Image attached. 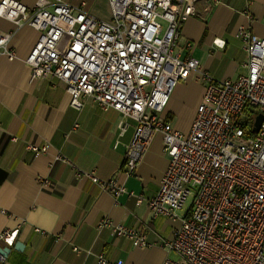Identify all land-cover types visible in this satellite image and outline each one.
I'll list each match as a JSON object with an SVG mask.
<instances>
[{
  "label": "built area",
  "instance_id": "obj_1",
  "mask_svg": "<svg viewBox=\"0 0 264 264\" xmlns=\"http://www.w3.org/2000/svg\"><path fill=\"white\" fill-rule=\"evenodd\" d=\"M106 1L111 7L108 21L88 14L83 3L49 0H38L31 9L16 0H0V18L38 33L24 59L31 80L63 82L75 110L82 108L83 99H90L103 112L115 111L119 136L131 127L129 121L135 123L123 161L126 176L135 173L153 138L161 136L168 165L147 207L153 218L180 223L172 240L162 242L178 260L165 259L162 264H264V40L239 28L245 73L216 81L196 59L182 56L178 39L181 23L197 15L196 4L207 14L220 0ZM250 4L241 13L252 21ZM11 37V32L0 33V55L8 60L16 58L8 48ZM64 38L68 42L62 47ZM213 44L224 46L223 41ZM196 73L204 89L184 134L161 115L177 82ZM258 114L263 121L254 134ZM27 148L36 154L47 151L36 145ZM72 170L77 179H88L114 199L133 196L115 178L100 180L93 172ZM42 184L51 186L48 180ZM189 197L187 211L179 216ZM104 228L135 248L148 247L145 231L102 218L97 229ZM35 232L47 235L40 229ZM14 236L4 230L0 242L9 245ZM4 260L0 253V264ZM96 262L110 264L102 255Z\"/></svg>",
  "mask_w": 264,
  "mask_h": 264
},
{
  "label": "crops",
  "instance_id": "obj_2",
  "mask_svg": "<svg viewBox=\"0 0 264 264\" xmlns=\"http://www.w3.org/2000/svg\"><path fill=\"white\" fill-rule=\"evenodd\" d=\"M16 1L29 9L38 2ZM49 1L72 6L83 3L84 10L96 19L111 18L106 0ZM247 2L251 3L252 21L241 13ZM195 8L197 15L179 28L182 56L196 59L216 81L244 74L241 64L246 54L238 30L248 28L264 40V0H220L207 14L201 4ZM8 32L12 33L8 48L16 58L0 55V233L11 230L15 236L9 245L0 242V250H8L3 264H97L99 255L110 264L177 261L174 253L163 249L162 242L172 240L179 221L153 218L147 207L168 165L161 136L153 138L135 173L126 176L123 161L135 123L129 121L131 127L119 136L115 111L103 112L90 99H83L82 108L75 110L69 105L63 82L56 78L31 80L24 59L38 33L0 18V33ZM214 41H223V48L215 47ZM203 89L197 73L177 82L161 116L181 133H188ZM29 145L47 151L36 154ZM72 167L93 172L100 180L115 178L133 196L114 199L88 179H77ZM44 180L51 186H43ZM102 218L116 226L145 231L148 247L135 248L130 240L115 237L107 228L98 230ZM17 242L23 245L21 251L15 249Z\"/></svg>",
  "mask_w": 264,
  "mask_h": 264
},
{
  "label": "water",
  "instance_id": "obj_3",
  "mask_svg": "<svg viewBox=\"0 0 264 264\" xmlns=\"http://www.w3.org/2000/svg\"><path fill=\"white\" fill-rule=\"evenodd\" d=\"M262 121H263V115L258 114V115L256 116V118H255V121H254V124H253V128H252V132H253L254 134L258 133ZM15 249L21 251V250L23 249V245H22L21 243L17 242V243L15 244ZM7 252H8L7 249H2V250H0V253H1L3 256H5V255L7 254Z\"/></svg>",
  "mask_w": 264,
  "mask_h": 264
},
{
  "label": "rangeland",
  "instance_id": "obj_4",
  "mask_svg": "<svg viewBox=\"0 0 264 264\" xmlns=\"http://www.w3.org/2000/svg\"><path fill=\"white\" fill-rule=\"evenodd\" d=\"M67 42H68L67 38H64V39L62 40V45H63V46L66 45ZM190 202H191V197H189V198L187 199V201H186V203L184 204L182 210H180V211L177 212V214H178L179 216H182V215L187 211V209H188V207H189V205H190Z\"/></svg>",
  "mask_w": 264,
  "mask_h": 264
}]
</instances>
